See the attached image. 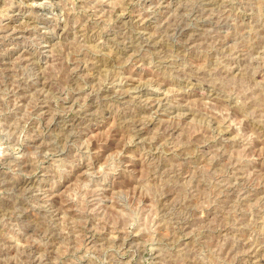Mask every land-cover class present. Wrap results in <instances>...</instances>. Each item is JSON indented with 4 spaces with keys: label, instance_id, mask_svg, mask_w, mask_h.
Wrapping results in <instances>:
<instances>
[{
    "label": "rangeland",
    "instance_id": "rangeland-1",
    "mask_svg": "<svg viewBox=\"0 0 264 264\" xmlns=\"http://www.w3.org/2000/svg\"><path fill=\"white\" fill-rule=\"evenodd\" d=\"M209 1L0 0V264H264V0Z\"/></svg>",
    "mask_w": 264,
    "mask_h": 264
},
{
    "label": "bare ground",
    "instance_id": "bare-ground-1",
    "mask_svg": "<svg viewBox=\"0 0 264 264\" xmlns=\"http://www.w3.org/2000/svg\"><path fill=\"white\" fill-rule=\"evenodd\" d=\"M209 1V0H208ZM210 2V1H209ZM212 2V1H211ZM1 8V7H0ZM21 8V7H20ZM24 10V9H23ZM33 10V9H32ZM46 10V9H45ZM17 15V14H16ZM45 16V15H44ZM49 16V15H48ZM46 17V16H45ZM40 19V18H39ZM29 20V19H28ZM43 20V19H42ZM53 22V21H52ZM36 24H38V23H36ZM60 24V23H59ZM28 27H29V25H28ZM38 27V26H37ZM184 28V27H183ZM21 29V28H20ZM4 30V29H3ZM14 31H16L15 29H13ZM5 31V30H4ZM6 34V33H5ZM15 34H17V33H15ZM24 34V33H23ZM36 35V34H35ZM38 36V35H37ZM54 36V35H53ZM7 37V36H6ZM39 40V39H38ZM37 43V42H36ZM1 44V43H0ZM52 50V49H51ZM10 54V53H9ZM24 61V60H23ZM42 77V76H41ZM156 78V77H155ZM44 79V78H43ZM75 80V79H74ZM189 85V84H188ZM148 95V94H147ZM149 104V103H148ZM140 124V123H139ZM39 161V160H38ZM55 193V192H54ZM70 201V200H69ZM89 233H91V232H89Z\"/></svg>",
    "mask_w": 264,
    "mask_h": 264
}]
</instances>
